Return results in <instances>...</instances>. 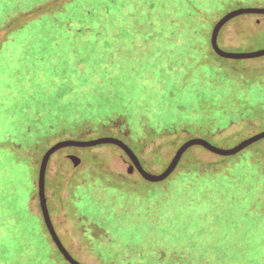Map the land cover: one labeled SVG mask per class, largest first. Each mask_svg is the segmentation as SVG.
<instances>
[{"label":"rangeland","instance_id":"374dc122","mask_svg":"<svg viewBox=\"0 0 264 264\" xmlns=\"http://www.w3.org/2000/svg\"><path fill=\"white\" fill-rule=\"evenodd\" d=\"M53 1L57 0H0V208L15 216L20 225L24 221L43 229L45 227L37 185L43 153L61 141H90L104 137L121 139L114 129L104 127L112 119L115 122L126 119L137 137L149 133L150 130L145 131L149 126L156 131L177 127L180 132L183 126L177 119L188 112L185 104L196 109L200 100L209 103L222 100V104L214 109L220 125L211 123L203 130L190 129L175 145L172 140L167 141L166 145L156 142L143 154H138L145 170L152 174L164 171L187 138H201L220 149H232L249 136L264 131L263 122L240 121L261 110L259 105L252 106L251 101L264 104V88L261 84L256 86L254 78L235 80L236 77L232 75L231 79L217 84L207 71L200 72L203 74L202 81L197 75L196 65L197 68L206 66L213 69L216 58L223 63L228 62V72L235 63L249 69H264V57L228 60L217 56L210 45L211 33L217 22H211V27L207 28L198 21L199 28L202 27L194 36L192 50V55L198 56L194 65L185 63L189 75L193 74L194 79L181 90V81L176 85L170 84L172 79H167V67L168 64L171 67L179 55L185 54L189 44L186 37L174 35L170 42L167 39L172 33L170 37L158 33L156 49L151 40L154 34L150 25L139 28L134 19L120 17L114 30L113 21L103 24L104 20L90 18L89 10L99 12L109 0H58V4L51 5ZM118 1L120 6L122 1ZM232 10L228 9L226 13ZM55 12L63 13L54 17L52 14ZM99 23H102L101 30ZM85 25H89V28ZM166 25L159 23L157 28L161 30ZM218 44L224 52L234 54L263 50L264 16L243 15L234 18L220 31ZM181 66L180 62L179 65H172L177 71ZM161 72L165 73L160 75ZM197 80L201 84L193 85ZM239 92L245 96L243 101L246 104L242 108L232 101ZM187 121L194 122L193 125L198 123L194 118ZM87 126L93 127L91 131L83 129ZM209 130L212 132L209 133ZM14 144L22 145V148L14 150ZM33 144L36 146L30 152L31 149L27 148ZM158 146L162 147L160 159L153 160L151 152ZM260 148L264 149V139L246 149L245 156L250 157ZM192 149L206 161L218 160L215 154L202 152V147ZM95 156L102 160L104 169L113 175L129 177L137 183L145 182L137 171L128 174L131 162L115 145L58 150L50 159L46 175L50 213L52 207L56 208L51 213L54 226L71 255L82 264H105L103 258L96 254L102 248H118V251L124 250L129 258H134L136 252L131 255L127 248L124 249V245L121 246L124 240L120 236L115 238L112 232L107 233L109 220L106 216L122 214L126 209L134 214L135 204L143 205L146 202L142 204L135 198L127 207L125 196L115 198L116 191H107L116 201V206L111 198L99 192L110 182L100 179L102 184L99 178L85 176L78 183V188L90 187V193L97 199L96 205L104 208L103 213H84L83 206L75 215H70L65 210L68 206L64 205L65 209L62 207V198L69 196L66 183L73 178L70 181L73 186L76 178L86 172L89 164H93ZM75 158L81 162L78 164ZM246 162L245 166L250 172V158ZM60 177L64 179L65 186L59 200H54L52 188L59 183ZM246 178L250 179V175ZM133 187L130 186L136 190L137 187ZM138 194L143 195V190ZM121 202L124 205L118 206ZM34 217H38L39 221ZM8 242L5 238L4 243Z\"/></svg>","mask_w":264,"mask_h":264},{"label":"trees","instance_id":"16d2710c","mask_svg":"<svg viewBox=\"0 0 264 264\" xmlns=\"http://www.w3.org/2000/svg\"><path fill=\"white\" fill-rule=\"evenodd\" d=\"M109 1L99 12L89 10L90 18L104 20L103 24L113 21L114 30L120 17L134 19V23L139 28L150 25L154 34L153 39H150L154 41L156 49L158 47L155 38L158 33L167 37L172 33L167 39L170 42L174 35L184 36L189 40L185 54L179 55L178 62L172 63V65H179V62L182 64L178 68L179 71L174 70L172 65L169 67L168 64L167 67L169 72L167 79L168 77L172 79L170 84L176 85L181 81V90L194 79L193 74L189 75L187 68L188 65H194V60L198 56L192 55L193 41L202 25L210 28V23L215 24L228 9L264 7V0H130V4H128L129 0H121L120 6L118 0ZM58 2V0L53 1L51 5ZM223 12L225 13L221 16ZM60 13L63 12H55L52 15L55 17ZM198 21L202 23L200 28ZM202 21H207L208 24ZM159 23L167 25L160 30L157 28ZM101 24L99 23L100 30L103 29ZM109 26L112 28L111 24ZM85 27L89 28V25ZM213 62L216 63L213 69L195 66L200 81L203 79V74L200 72L207 71L217 84L231 79L233 75L236 77L235 80L254 78L256 86L261 84L264 88V69H249L235 63L228 72L226 70L228 62L223 63L217 58ZM185 63L189 64L185 66ZM182 69L185 70L181 72ZM164 73L161 72L160 75ZM174 75L178 77H173ZM200 81H194L192 84L199 85ZM239 86L243 85L239 84ZM244 97V93L239 92L232 101L242 108L243 104H246L243 101ZM182 101L180 99L181 104L184 105ZM221 101L209 103L200 100V105L196 109L185 104L188 112L177 119L183 126L180 132L177 127L156 131L149 126L148 129L145 128V131L150 130L149 133L137 137L127 125L126 119H119L117 122L112 119L104 127L114 129V133L122 137L137 155H141L156 142L166 145L167 141L172 140L174 145L177 144L190 129L203 130L211 123L220 125L218 123L220 119L216 117L217 113L215 114L214 109L222 104ZM258 102L249 103L252 106L259 105L261 110L245 116L240 121L250 123L258 121L264 124V104ZM188 118H194L198 123L193 125L194 122H188ZM92 128L87 126L83 129L91 131ZM211 132L212 130H209V133ZM35 146L36 144H33L27 150L31 149L32 152ZM13 147L14 150H18L22 145L14 144ZM161 148V146L155 147L151 152L153 160L160 159ZM203 150L201 151H207ZM244 151L231 157L216 155L217 161H206L190 148L175 171L176 176L173 175L176 178L171 176L162 183H151V185H148L150 183L148 181L137 183L131 181L129 177L113 175L104 169L102 160L95 156L93 164L88 165L82 177L76 178L73 186L70 183L73 178L66 183L69 196L66 199L62 198L61 204L64 209V205L68 206L65 210L70 215H75L83 206H85L84 213H103L104 208L96 205L97 199L92 196L93 193H90L91 188L88 186L78 188V183L85 176L99 178L100 183H102L100 179L110 182L98 191L109 198L111 197L107 191L110 193L116 191L115 198L126 197L124 202L127 203V207L135 198L140 203L146 202L142 203L143 205L134 203L137 206L135 212L132 210L134 214L126 209L122 214L106 216L109 220L107 233L112 232L115 238L120 236L124 240L121 246L124 245L123 248H127L131 255L136 252L137 256L129 258L124 250L102 248L96 254L99 258H103L105 264H264V149L255 150L250 157L245 156ZM248 158L251 161L250 172L245 166ZM248 175L250 179L246 178ZM64 183V179L61 178L57 187L52 188L54 200H59ZM130 186L137 188L133 190ZM75 188H78L77 192ZM142 190L143 195L138 194V191ZM110 200L117 206L113 198ZM122 204L124 205L121 202L118 206H123ZM52 208L53 211L56 209L55 206ZM9 213L0 208V264H69L53 245L45 227L43 229L24 221L23 225H20L19 220L14 219L15 216ZM34 218L39 221L38 217ZM79 227L82 228L83 225ZM5 238L8 243H4Z\"/></svg>","mask_w":264,"mask_h":264},{"label":"water","instance_id":"95a60500","mask_svg":"<svg viewBox=\"0 0 264 264\" xmlns=\"http://www.w3.org/2000/svg\"><path fill=\"white\" fill-rule=\"evenodd\" d=\"M243 15H260V16L262 15L264 16V7H242V8L234 9L226 13L225 15H223L217 21V23L213 27L211 37H210V45L212 47L213 52L217 56L224 58V59H228V60H252V59H258V58L264 57V49L259 50V51L250 52V53L234 54V53L224 52L219 47L218 37H219L220 31L222 30V28L234 18L243 16ZM262 139H264V131L248 137L246 140L242 141L241 143H239L232 149H220L212 145L208 141L201 139V138L188 139L180 145V147L177 149L170 163L167 165L164 171H162L159 174H152L146 171L141 163L140 158L134 152V150L125 141L119 138L104 137V138H99V139L90 140V141L67 140V141L58 142L52 145L46 151V153L43 154L41 161H40L37 185H38V201H39L41 217L43 219L44 226L54 246L58 249V251L64 257V259L69 264H82L71 255L69 250L63 244L54 226L52 216H51L49 206H48V197H47V192H46L47 169H48V165H49L52 155L56 153L58 150L68 148V147L86 148V147H96V146L107 145V144L115 145L126 154V156L129 158L131 162V165L129 166L127 170L128 174H132L135 171H137L145 181H148L150 183H162L166 181L167 179H169L171 175H173V173H175V171L178 169V166L183 156L187 153V151L190 148L199 146L215 155L223 156V157H231V156H235L243 152L248 147L259 142ZM74 160H76L78 164L81 162L79 159H76V158Z\"/></svg>","mask_w":264,"mask_h":264},{"label":"flooded vegetation","instance_id":"af4514ba","mask_svg":"<svg viewBox=\"0 0 264 264\" xmlns=\"http://www.w3.org/2000/svg\"><path fill=\"white\" fill-rule=\"evenodd\" d=\"M49 200V199H48Z\"/></svg>","mask_w":264,"mask_h":264}]
</instances>
